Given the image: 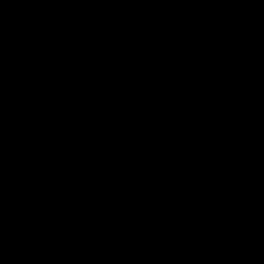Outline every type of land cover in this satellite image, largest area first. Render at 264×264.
Returning <instances> with one entry per match:
<instances>
[{
  "label": "rangeland",
  "instance_id": "rangeland-1",
  "mask_svg": "<svg viewBox=\"0 0 264 264\" xmlns=\"http://www.w3.org/2000/svg\"><path fill=\"white\" fill-rule=\"evenodd\" d=\"M10 1L6 0L7 3ZM52 1L68 2L70 9L66 11V19L63 14L55 18L46 15L55 14V9L52 3L44 2L40 12L31 17L33 25L43 26L42 32L34 42L20 46L22 60H0V77L8 78L0 85L1 117H10V101L27 104L31 95L37 92V83L45 72L55 76L72 97L88 99L95 96L100 102L107 103L112 101V94L119 91L141 96L133 79L114 78L112 69L117 65L114 55L101 58L103 61L94 83L84 86L70 84V80L82 71V56L74 50L84 49L85 25L90 23L97 33L104 35L109 28L108 11L122 8L121 5L127 7L129 0ZM19 2V8L29 10L26 0ZM197 9L186 20L180 16L181 19L169 28L181 32L192 27L202 28L208 37L205 45L213 52L215 63L210 67L201 63L174 67L175 85L171 86L187 91L194 100L193 104L203 107L202 119L196 112L183 115L173 109L160 114L176 122L177 128L172 131L161 126L155 129L162 137L163 149L159 148L161 145L151 134H147L140 147L147 151L148 159L129 164L127 174L113 182L121 186L123 192L113 200L111 209L105 210V215H95V226L89 219L86 220L88 211L84 210L91 203L88 200L79 201L82 209H74L76 212L60 211L62 220V216L56 215L46 219V212L40 214L36 210L39 207H34L27 195L9 203L11 197L0 191V237L6 225L11 223H17L19 231L30 228L23 231L27 237L34 232L40 236L51 232L43 238H25L34 248L33 253L43 251L42 256L33 258L34 261L28 260L30 256L18 261L9 248L2 254L0 264H73L78 257L86 258L89 264H192L187 250H194L205 258L216 257L220 264H241L240 250H247L246 253L257 264H264V215L250 214L248 222L235 224L222 220L227 210L242 208L249 199L264 201V176L259 166L252 169L251 181L240 190L227 186L218 188L229 190L234 198L216 200L213 197L201 202L199 209L194 205L202 198L199 178L209 163H215L225 171L235 168V163L228 158L229 146L239 143L243 136L251 133L248 127L238 122L241 109L255 116L259 111V117H263L264 139V94L255 83L257 76L264 71V44H258L262 38L264 3L258 2L244 10L239 8V3L229 0L218 16L201 4ZM126 19L127 32L133 37L138 30V17L129 12ZM11 26V18L0 19V53L6 51L4 40L7 35H12ZM9 40H13V36H9ZM134 40L129 34V41ZM47 48L52 50L48 62L41 60L40 56ZM162 49L167 48L163 46ZM169 56L170 60L161 65L179 62L180 54L169 52ZM147 60L157 61L153 57ZM31 61L39 64L36 72H33L36 64ZM136 77L132 75V78ZM197 95L204 96L198 103ZM76 126V121H67L62 134L71 132ZM206 126L215 128L216 136L221 139L210 142L212 133L206 139L207 135L203 132ZM192 140L195 141L186 146L179 145ZM205 140L208 149L198 162L191 165L188 160L192 152L200 153V145ZM196 164V181L190 186L193 179L189 168L193 171ZM141 187L143 192L150 189L151 195L137 196ZM176 204L178 208L172 207ZM16 205L25 206L28 212H22V208L14 207ZM99 207L101 212L104 211V206ZM32 218L36 219V223L29 227ZM82 225L94 227L99 237L94 240ZM20 236L26 237L24 233Z\"/></svg>",
  "mask_w": 264,
  "mask_h": 264
},
{
  "label": "trees",
  "instance_id": "trees-1",
  "mask_svg": "<svg viewBox=\"0 0 264 264\" xmlns=\"http://www.w3.org/2000/svg\"><path fill=\"white\" fill-rule=\"evenodd\" d=\"M46 1L52 3L55 9V14L46 15L55 18L63 14L66 19V11L70 9L68 2L26 0L29 6L26 11L19 8V0H11L9 3L0 0V19L11 18L12 22V35H7L4 40L6 51L0 53V60H22L20 46L34 42L42 32L43 26L39 28L38 25H33L31 17L40 12ZM226 1L229 0H129L127 7L123 8L120 4L122 8L108 11L109 28L104 35L97 33L90 23L85 25L84 49L74 50L82 56V71L70 80V84L84 86L94 83L103 61L101 58L114 55L117 59V65L112 69L114 78L133 79L141 96L119 91L112 94V101L107 103L100 102L95 96L88 99L72 97L55 76L45 72L37 83V92L31 95L27 104H13L10 101V117L3 119L0 115V191L11 197L9 203H13L19 196L27 195L31 204L39 207L36 210L40 214L46 212V219L56 215L62 216V220L60 211L76 212L75 210L82 209L79 201L88 200L91 203L83 210L88 211L86 220L89 219L95 226V215L104 214L106 209H111L113 200L123 192L121 186L113 182L127 174L129 164L148 159L147 151L140 147L147 134H151L161 145L159 148L163 149L162 137L155 129L160 126L171 131L177 128L176 122L169 121L160 114L173 109L183 115L196 112L202 119L203 107L194 105V100L187 91L173 89L172 86L175 85L174 67H190L197 63L210 67L215 63L213 52L205 45L207 34L197 27L183 32L169 27L179 21L180 16L186 20L198 10L199 4L218 16L223 13ZM230 1L239 3V8L244 10L258 2L264 3V0ZM129 12L138 17V30L133 37L127 32L126 15ZM262 26V38L258 44H264V23ZM129 34L131 39L135 38L134 41H129ZM1 36L0 28V38ZM9 36H13V40H9ZM163 46L167 49L163 50ZM169 52L180 54L179 62L161 65L170 60ZM51 54V49H44L40 54L41 60L48 62ZM64 55L66 57V52ZM149 57L158 62L151 63L147 60ZM31 62L36 64L33 71L36 72L39 64L37 61ZM133 74L137 77L132 78ZM5 79L8 80L7 76L0 77L1 86ZM255 83L264 94V71L257 76ZM203 97L197 95V103ZM259 116V111L255 116L250 111L240 110L238 122L248 127L251 133L243 136L239 143L229 146L228 158L235 163L234 170H221L217 164L209 163L199 178L202 198L194 204L197 209L201 202L209 201L213 197L216 200L234 198L229 190L218 188L227 186L240 190L245 183L251 181L252 169L255 167L259 166L260 173L264 176L263 117ZM69 120L76 121L77 126L64 135V125ZM214 129L210 126L203 129L206 139L212 133L210 142L221 139L216 136ZM163 133L167 135L166 132ZM194 141L181 142L179 145L186 146ZM202 144L200 153L192 152L188 160L191 165L198 162L208 149L206 140ZM196 166L197 164L193 171L189 168V175L193 179L190 186L196 181ZM143 190L142 187L137 190V196L152 193L150 189ZM99 205L105 207L104 211H100ZM14 207L28 212L25 206ZM172 207L178 208V204ZM250 214L263 216L264 201L249 199L242 208L227 210L222 220L227 224L248 222L251 219ZM33 223H36L35 218L29 221L28 226L32 227ZM82 228L94 240L97 239L96 236L99 237L94 227L82 225ZM29 229L19 231L17 223L6 225L0 237V261L2 254L9 248L13 250V257L18 261L29 256L28 260L34 261L33 258L37 259L44 254L43 251L34 254V248L25 238H43L51 232L43 236L34 232L27 237V233L23 231ZM22 233L26 237L20 236ZM246 251L240 250L241 264H257ZM186 253L192 264H220L216 257L205 258L194 250H187ZM73 264L89 263L86 258L78 257L73 260Z\"/></svg>",
  "mask_w": 264,
  "mask_h": 264
},
{
  "label": "clouds",
  "instance_id": "clouds-1",
  "mask_svg": "<svg viewBox=\"0 0 264 264\" xmlns=\"http://www.w3.org/2000/svg\"><path fill=\"white\" fill-rule=\"evenodd\" d=\"M261 175H262V173H261ZM263 176V175H262Z\"/></svg>",
  "mask_w": 264,
  "mask_h": 264
}]
</instances>
